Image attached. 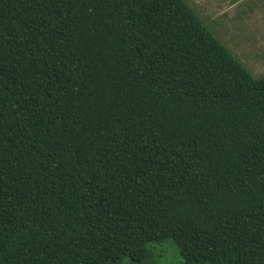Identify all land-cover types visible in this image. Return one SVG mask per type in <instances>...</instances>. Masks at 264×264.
I'll return each mask as SVG.
<instances>
[{"label":"trees","instance_id":"trees-1","mask_svg":"<svg viewBox=\"0 0 264 264\" xmlns=\"http://www.w3.org/2000/svg\"><path fill=\"white\" fill-rule=\"evenodd\" d=\"M168 239L264 264V75L186 0H0V264Z\"/></svg>","mask_w":264,"mask_h":264},{"label":"rangeland","instance_id":"rangeland-1","mask_svg":"<svg viewBox=\"0 0 264 264\" xmlns=\"http://www.w3.org/2000/svg\"><path fill=\"white\" fill-rule=\"evenodd\" d=\"M186 1L253 76L264 75V0ZM149 249L146 261L131 264H185L173 239L152 243Z\"/></svg>","mask_w":264,"mask_h":264}]
</instances>
